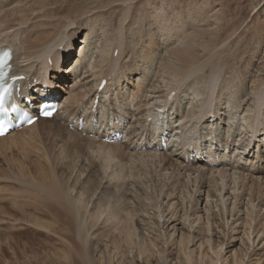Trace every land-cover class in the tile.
Listing matches in <instances>:
<instances>
[{
	"label": "rangeland",
	"instance_id": "1",
	"mask_svg": "<svg viewBox=\"0 0 264 264\" xmlns=\"http://www.w3.org/2000/svg\"><path fill=\"white\" fill-rule=\"evenodd\" d=\"M9 1H13L12 4L21 1L26 8L21 7V9L26 10L25 12L29 15H33L35 12V17L41 8H35V6L33 8L34 1L39 2L42 8L44 4L48 6H52L54 3L67 5L62 11L55 12L54 18L59 30L66 27L68 31L74 32L76 37L72 42L73 49L71 50L74 57L77 56V53L79 54L85 37L92 38V40L99 39L97 41L99 44L103 37L114 40V37L121 35L122 28L128 26L133 30H140L142 27L146 29L148 36L144 44L149 43L147 49L154 50L157 53V59H161L169 47L168 40L162 37L168 32L166 29L158 30L157 28L161 21H164L168 25L169 34L185 42L189 47L187 53L191 57L200 58L202 51L213 42H220L222 43L220 48L224 47L232 51L234 56H227L229 64L233 65V68L228 69L227 73V75H231L228 78L230 83L227 80L224 84L233 92H237L240 97H248L250 103H255L256 100L254 101L247 94L255 92L259 82L264 80V0H0V12L3 9L11 14L19 12H11L10 10H14L13 7H10L11 5L3 7ZM9 20L11 19L8 17L5 20H0V25H5ZM124 32L126 33V31ZM133 34L136 36L135 38H138L139 34ZM158 35L161 37L160 39ZM60 48L62 49V46ZM131 51L132 46L125 47V55H129ZM117 54L118 51H115L114 56L116 57ZM96 56L95 51L94 56H90V60ZM157 61L155 64L151 62L154 65L149 72L145 69V72L150 74L151 82L155 81L154 73ZM132 63L131 73L123 78L122 93L124 94L141 87V84L137 85V78L144 73V66H134L135 59ZM136 63L138 62L136 61ZM69 65L70 60L62 58V66L66 70ZM119 65L123 64L119 63ZM55 72L57 70L52 72L54 76ZM86 75L88 73L84 72L82 76ZM259 79L261 80L258 81ZM245 80L253 81L252 84L250 83V88L246 85ZM93 84L92 81L90 85ZM61 86L64 85L61 84ZM104 88L101 91L103 94L98 90L97 95L105 97L107 86ZM59 90L66 97L70 94L71 87H62ZM115 91V88L111 86L109 93L112 95L109 94L106 97L121 98L122 105H128V102H124L126 99L122 98L121 89ZM82 93L71 107L72 122L79 116L92 111L91 108L87 109L86 113L81 110L82 104L90 96V92ZM182 94L185 97V94ZM152 102L156 106L148 112H142L145 114L144 118L149 116L147 124L152 123L153 120L156 122L155 118L161 121V116L164 115L159 100L154 99ZM90 104L91 100L88 106ZM111 119L100 118L107 126ZM170 119L175 121L177 118ZM208 119L210 121L205 122L204 126L209 129L214 118ZM52 120L66 127L63 130L67 133L68 131L74 133L73 130L78 129V127H68L70 126L69 116L66 118L56 116ZM190 121L188 120L189 124L187 122L184 127L183 137L178 141L179 143H176L180 148L182 141L185 142L186 147L190 146V143L187 142L196 141L195 133H197V129H200V124L204 122L197 124L198 120L196 119ZM161 122L164 123V126L168 123L167 121ZM217 122L213 128L217 126ZM129 125L127 121L124 127L125 138L122 140L126 142L120 146H103L99 131L94 136L85 135V132L75 134L77 136L66 134L61 136L57 133H40L39 131L38 136V132L35 131L33 132L36 136L35 139L30 136L28 143H21L22 145L16 147L14 151H0L1 264H9L11 261L15 264H40V262L53 264L50 258L64 256L65 248L60 241L67 239L68 225L71 220L69 212L62 206V202L58 204L56 199L47 196L48 187H55L61 192H70L72 196L82 198L81 206H84V209L81 208V211L83 214H79V217L75 219V224L77 225L83 219L88 228L93 226L89 228L91 229L90 235L86 234L84 229L83 238L89 236L92 239L103 241L108 237H113L111 228H114L115 225H130L135 229L134 237L143 235L154 241L161 250H164V254L171 260H169L170 263L180 260L185 262L184 264H189L180 248V246H184L189 249L196 248V252L202 250L210 252V254L214 251L209 247H214L221 252L223 258H228L226 264H241L240 260L244 259L245 264H264V233L253 244V240L256 239L255 234L258 231L264 232V153H262L263 160L259 161L255 156L252 157V162L248 165L246 172L243 171L246 174L249 173V176H258L259 179L252 180L253 182L251 179L238 180V185L243 192L238 194L240 198L237 203L229 199L230 195L229 198H225L227 205L224 207L222 200L224 194L212 186L211 179L208 177L199 179L198 187L201 190H210L211 198L208 199L210 204L207 205L205 193L193 194L192 183L189 184L186 178L170 177L166 172V167L163 165L160 167L158 163L151 162L154 160L152 158H134L136 155L148 153V151L145 146L137 147L141 144L143 136L137 134L138 132L133 130L132 125L130 127ZM236 126L238 125L236 124ZM180 128H175L173 132L181 131ZM171 130L173 128H169V131ZM247 131L250 129L242 131L238 137V140L244 144L250 141L248 134L246 135ZM79 132L82 131L79 130ZM170 134L167 132L166 136ZM131 137H133L132 140ZM216 142V140L213 141V144L215 145ZM208 144L210 143L208 142ZM180 150L183 152L184 149ZM237 152H243V150L236 151L235 154L238 157L240 153ZM253 171L256 173L254 174ZM245 180L247 181L245 182ZM174 201L179 203H174V207L171 209L170 205ZM223 209L226 211H222ZM227 209L229 210L227 211ZM171 213H176L177 218L182 222L175 229V233L174 229L167 227V222L164 221L165 215H168V218ZM199 213L204 216V219L202 223H196V226L200 225L199 228L191 230L189 222L192 219L190 217L195 218L200 215ZM112 217H116V220L113 221ZM206 220L210 221V227L205 223ZM72 225H74L73 222H71V229ZM7 238L23 243L10 242L9 240L7 243L4 240ZM25 247L27 249L24 250ZM149 258L150 256H148ZM151 263L160 264V261L155 257L151 258ZM195 264H199L198 261Z\"/></svg>",
	"mask_w": 264,
	"mask_h": 264
},
{
	"label": "bare ground",
	"instance_id": "2",
	"mask_svg": "<svg viewBox=\"0 0 264 264\" xmlns=\"http://www.w3.org/2000/svg\"><path fill=\"white\" fill-rule=\"evenodd\" d=\"M12 3L13 1H9L3 7L6 8L11 5L10 7H13L14 10L12 9L10 11H19L18 13L16 12L17 14H11L3 8L0 12V20H5L6 17L11 19L7 21L5 25H0V51L6 49L9 45L14 46L15 57L12 62L13 73L15 75L24 74L28 78V81L26 80L22 86L23 93L29 90L34 80L40 82V84L34 85V88H39L44 83H47V92H49L50 96H53V99L50 101H61V109L53 116L54 119L56 116L62 118L69 116V125L74 127H79V123L82 119V122H84L82 132H86V134H95L99 131L100 135L103 134L102 132L105 133V127L107 126L100 118H112V129L116 127L120 130L126 126L128 121V124L132 125L133 130H136L138 132L137 134L143 136H141V144L137 145V147L143 148L145 146L146 151H148V153L143 154L136 153L139 155H136L134 158H152L154 160L151 162L158 163L160 167H162V165L166 167V172L170 177L186 178L189 184L192 183L193 194L200 195L202 192L205 193L207 205L210 204V200H208L211 198L209 194L210 190H201L198 187L199 179L203 177L211 179L212 186L218 192L224 194L222 198L224 207L227 205L225 198H229L230 195L231 198L229 199L233 200L234 203H237L240 198L238 194L243 191H241L242 189H240L238 185V180L251 179V181H255V179H259L258 176H249V173L246 174L244 172H246L245 170L252 162V157L255 156L259 161L263 160L264 80L260 81L261 79H259L258 81L260 82L256 91L247 94L250 98H253L254 101L256 100L255 103H250V99H248L247 96V98H242L237 92H233L231 88L227 87L224 83L231 77V75H227L229 72L228 69L233 68V65L231 63L229 64L227 56H234V54L232 51H229L228 48H220V44L222 43H211V45L202 51V56L200 58L195 56L191 57L187 53L189 47L186 46L185 42H182L178 38L176 39L175 36H171L169 31H167L169 29L167 23L161 21L157 28L158 30L166 29L168 33L165 32L166 34L162 37H165L169 43V45L167 44L169 49H166L168 51H165L166 53L161 59H157V53H155L154 50L150 51L147 49L149 43L146 45L144 44L148 36L147 30L143 27L140 30H133V28L128 26H124L121 30V35L116 38L114 37V40L103 37L99 44L97 43L99 39L92 40V38L88 39V37H85L83 45L80 47L79 54L77 53V56L74 57L71 52L73 49L72 42L76 37L74 32L68 31L66 27L59 30L54 18L55 12L58 13L62 11L67 5L63 3H54L52 6L44 4L42 8L39 2L34 1L33 5L31 3L33 8L34 6L35 8H41L37 17H35V12H33V15H29V13L25 12L26 10L21 9V7L25 8L21 1H18L16 4ZM33 16L36 21L33 20ZM124 31H126V33ZM133 33L139 34L138 38H135L136 36H134ZM156 34L159 33L156 32ZM158 37L159 39L161 38L159 35ZM61 46L62 49L60 48ZM127 46H132V51L129 55H125V47ZM93 51H96L97 56L90 60V56H94ZM115 51H118L116 57L114 56ZM62 58L70 60V65L67 67V70L62 66ZM87 58L91 63H89ZM134 59V66H144V73L137 78V85L139 84L138 86H140L141 84V87H137V91H127V93L125 92L126 94H124L122 93V86L124 85L123 78H126L127 74L131 73L130 67L132 68L134 63H132V61ZM156 60L158 61L154 73L155 81L151 82L150 74H147L145 69L149 72ZM136 61L138 63H136ZM119 63L123 65H119ZM55 70H57V72H55L54 76L52 72ZM84 72H87L88 75L82 76ZM103 79H107V91L105 90V97H98V104L95 106V98L98 96L96 92H98ZM92 81L94 84L91 86L90 83ZM68 82L70 83L68 84ZM245 83L248 85V88H250L253 81L250 82V80H245ZM61 84L64 86H61ZM111 86L114 87L116 91L121 89L122 98L126 99L124 102H128V105H122L123 100H121V98L118 99V97H115V99H112L106 97L110 94ZM62 87H71V92L68 96H63L62 92L59 90L62 89ZM86 91L87 93L90 92V96L82 104L81 110H84L86 113V110L91 108L92 111H89L88 114L79 116L77 120L72 122L71 107L77 102L79 96L83 94L82 92ZM173 91L176 92L174 96H172ZM149 93L151 94V98ZM182 93L185 94V97ZM139 98L140 100H138ZM154 99L159 100V105L164 110L162 120L168 122L166 126H164V123H162L161 126H156L158 123L157 120L156 122L153 120L152 123L150 122L147 124L149 116L144 118L145 114L142 112H148L151 108L156 106V104L152 102ZM90 100L91 104L88 106ZM94 106L96 112L93 110ZM76 112L78 113V111ZM95 118H99V120L95 122ZM170 118H177L175 120L176 122L172 121ZM208 118H214L209 129L204 126V123L208 122ZM52 119H40L29 127L10 132L6 136L0 137V151H14L16 147L28 143L30 136L35 139L36 136L33 134L35 131H39L40 133H57L61 136H63V134L75 135L82 133L79 132L78 129H74V133L71 131L67 133L63 130L66 127L54 122ZM115 119L119 121L118 125L115 124ZM192 119L198 120L196 121L197 124L204 122L200 124V129H197V133H195L197 136L196 141L187 142L190 143L189 147H186L184 144L185 142L182 141L181 148L184 149L182 152L180 150L181 148L179 145H176V143L183 137L184 127L188 120L192 121ZM215 122H217V126L213 128ZM223 124L227 126L226 129H224L225 126H222ZM236 124L238 126H236ZM241 125L242 127H240ZM169 128H173V130L169 131ZM175 128H180L181 131L176 130V132H173ZM247 128L250 129V131L246 133L250 141L244 144L242 141L238 140V137L242 134V131L247 130ZM39 132L38 136L40 134ZM167 132L171 133L169 135L171 136V139L169 138L170 144L168 143V145L174 148L170 147L168 152L156 150V146L160 145L162 138L166 136ZM132 139L133 137H131V140ZM215 140L217 142L216 145L213 146V141ZM125 142L126 141L118 142L119 144H108L103 142L102 145L120 146ZM208 142L210 144H208ZM240 149H242L243 152H237L240 153L237 157L235 153ZM246 181L247 180H245V182ZM46 193L50 198L56 199L58 204L62 202L63 208L69 212L70 220L74 223L72 229L71 222L68 225L69 234L65 232L67 236L70 237L66 236L67 239L60 241L65 248L64 256L59 255L55 258H50L53 264H153L151 263V258L155 257L160 261V264L185 263L180 260H177L176 263H170L171 260L164 254V250H161L154 241L143 235L134 237L135 229L130 225H115L114 228H111L113 237H108L103 241L92 239L89 236L83 238L82 232L84 229L86 234L90 235L91 229L89 228L93 226L88 228L83 222V219H81L80 222H78L77 219L78 223L77 225L75 224V219L79 217V214H83L81 211V208L84 209V206H81L82 198L74 197L70 192H61L55 187H48ZM174 203L178 204L179 202L174 201L171 203V209L174 207ZM228 210L229 209H227V211ZM222 211L225 212L226 209ZM167 216L168 215H165L164 221L167 222V227L172 230L174 229L175 233V229H177L178 225L182 224V222L179 221L176 213H171L168 218ZM207 216L208 213L206 214V218ZM190 218L192 219L189 222L190 229L195 230L196 227L199 228L200 226H196V223H202L204 216L200 214L195 218ZM112 219L115 221L116 217H112ZM205 223L210 227V221L206 220ZM70 230L73 233H71ZM263 233L264 232L258 231L255 234L256 239L253 240V244L258 241L257 239H259L260 235ZM4 240L22 242L12 238ZM189 242L190 240L188 243ZM7 243L9 242L7 241ZM180 248L183 251L185 260L187 262L189 261V264H195L196 261H198L199 264H226L228 260V258H223L224 256H221V252L217 251L214 247H209L214 251L211 252V254L210 252L202 250L196 252V248L189 249L184 246H180ZM25 249H27V247H25L24 250ZM148 256H150L149 259ZM234 257H236V255H234ZM43 263L40 262V264ZM240 263L245 264V259L243 261L240 260ZM9 264H15V262L11 261Z\"/></svg>",
	"mask_w": 264,
	"mask_h": 264
},
{
	"label": "snow or ice",
	"instance_id": "3",
	"mask_svg": "<svg viewBox=\"0 0 264 264\" xmlns=\"http://www.w3.org/2000/svg\"><path fill=\"white\" fill-rule=\"evenodd\" d=\"M0 111H3V108H2V99H0ZM47 115V113H46Z\"/></svg>",
	"mask_w": 264,
	"mask_h": 264
}]
</instances>
